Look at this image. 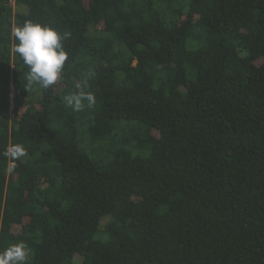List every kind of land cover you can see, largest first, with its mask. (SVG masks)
Instances as JSON below:
<instances>
[{
	"label": "trees",
	"instance_id": "16d2710c",
	"mask_svg": "<svg viewBox=\"0 0 264 264\" xmlns=\"http://www.w3.org/2000/svg\"><path fill=\"white\" fill-rule=\"evenodd\" d=\"M27 21L64 37L52 87ZM21 241L27 264H264V0H0V251Z\"/></svg>",
	"mask_w": 264,
	"mask_h": 264
},
{
	"label": "clouds",
	"instance_id": "9594fccd",
	"mask_svg": "<svg viewBox=\"0 0 264 264\" xmlns=\"http://www.w3.org/2000/svg\"><path fill=\"white\" fill-rule=\"evenodd\" d=\"M15 51L28 66V78L38 82L42 87H52L60 79L65 63L68 60L59 31L51 25L27 21L17 26L13 33ZM78 87H80L78 85ZM66 105L74 111H80L85 102L88 106L95 104V97L91 93L79 91L65 97ZM12 160H19L26 155L22 144H13L4 153ZM30 249L23 241L11 244L0 251V264H27Z\"/></svg>",
	"mask_w": 264,
	"mask_h": 264
},
{
	"label": "rangeland",
	"instance_id": "374dc122",
	"mask_svg": "<svg viewBox=\"0 0 264 264\" xmlns=\"http://www.w3.org/2000/svg\"><path fill=\"white\" fill-rule=\"evenodd\" d=\"M13 95V94H12Z\"/></svg>",
	"mask_w": 264,
	"mask_h": 264
}]
</instances>
